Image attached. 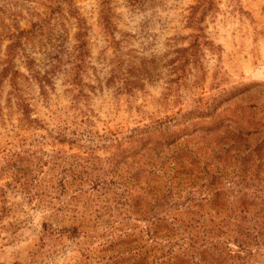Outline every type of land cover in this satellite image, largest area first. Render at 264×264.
Listing matches in <instances>:
<instances>
[{
  "label": "trees",
  "instance_id": "16d2710c",
  "mask_svg": "<svg viewBox=\"0 0 264 264\" xmlns=\"http://www.w3.org/2000/svg\"><path fill=\"white\" fill-rule=\"evenodd\" d=\"M202 3L206 1L191 6L187 18V28L198 32L212 8L208 4L197 17ZM109 4L110 0L101 1L100 20L114 40ZM45 7L48 17L31 23L27 30L17 21L11 27L0 23V93L7 85V102L14 104L19 124L35 129L43 126L33 117V95L47 102L59 75L71 108L79 112H84L89 92L95 90L83 83L90 68L89 27L74 1L47 0ZM63 21L72 22L76 29L70 49L57 30ZM190 37L194 40L185 49L195 52L197 39L205 36ZM114 44L104 86L113 90L114 98L134 99L152 81L156 60L126 57ZM37 49L43 56L40 60L34 56ZM86 112L79 123L76 118L62 120L54 128L58 143L86 154L65 156L59 151L63 159L83 163L80 171L69 165L56 185L49 183L42 171L49 161L23 147L0 165V181L5 180L0 187L2 217L14 213L10 191L41 206L52 207L58 200L57 209L42 223L38 251L45 253L46 247L51 250L62 240H80L75 243L78 257L73 264H264V124L239 119L233 122L236 139L225 133L216 135L215 147L190 149L180 141L190 126L179 129L177 121L173 126L178 130L159 122L131 129L113 142L112 136L94 130ZM219 122L215 120L207 137L219 134ZM258 133L262 136L254 144L241 141ZM108 140L114 150L103 157L94 155L100 147L97 141ZM206 140L201 138L202 144ZM58 190L63 200L52 197ZM57 222L67 224L57 226Z\"/></svg>",
  "mask_w": 264,
  "mask_h": 264
},
{
  "label": "rangeland",
  "instance_id": "374dc122",
  "mask_svg": "<svg viewBox=\"0 0 264 264\" xmlns=\"http://www.w3.org/2000/svg\"><path fill=\"white\" fill-rule=\"evenodd\" d=\"M73 1L89 27L90 68L83 83L95 89L89 92L90 102L83 111L92 110L86 113L100 135L105 132L114 142L131 129L159 122L176 130L179 126L173 125L177 121L179 129L190 126L180 141L194 149L201 145L215 147L216 135L232 136L233 122L239 119L264 124V0H205L206 4L197 9V17L208 4L212 8L199 24L201 32L187 28L189 8L196 6L198 0H110L114 40L102 28V0ZM46 5L47 0H0V23L11 27L12 21H17L21 29L27 30L31 23L48 17ZM63 8L65 13L67 6ZM62 24L57 30L70 49L76 29L70 21ZM192 35L205 36L203 40L197 39L199 47L195 52L185 49L193 42ZM114 43L119 44L126 57L156 60L152 81L145 86V93L134 99L123 95L114 98L113 90L104 86ZM39 51L34 55L38 60L43 58ZM63 79L58 76L55 92L50 93L47 102L33 95V117L43 126L39 129L19 124L20 115L14 104L7 102L8 87L4 85L0 93V165L21 147L29 149L49 161L42 171H46L47 181L54 185L62 169L67 171L72 165L80 171L83 167L77 159H63L73 154L85 157L82 149L70 150L68 144L55 140L54 128L62 120L76 118L79 123L85 117L84 112L71 108L67 87L61 85ZM189 112L193 114L183 119ZM215 120L222 124L217 126L219 134L207 137ZM259 133L241 141L254 144L262 136ZM204 137L207 140L202 144ZM232 138L236 139L235 135ZM97 142L100 147L94 152L96 156L103 157L114 150L110 140ZM59 151H64L65 156ZM4 184L5 180L0 181V187ZM60 191L52 197L63 200ZM8 195L13 196L10 201L14 213L8 218L0 214V264H73L78 257L75 243L80 240H62L51 250L46 247L45 253L38 251L42 223L57 209L58 200L53 201L52 208L37 201L29 203L20 194L11 195V191ZM63 224L67 223H56ZM40 253H44L42 258Z\"/></svg>",
  "mask_w": 264,
  "mask_h": 264
}]
</instances>
